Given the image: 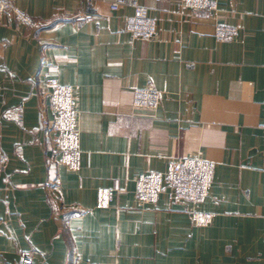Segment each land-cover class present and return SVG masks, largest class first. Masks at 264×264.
<instances>
[{"label": "crops", "instance_id": "1", "mask_svg": "<svg viewBox=\"0 0 264 264\" xmlns=\"http://www.w3.org/2000/svg\"><path fill=\"white\" fill-rule=\"evenodd\" d=\"M140 0L151 39L125 28L130 7L104 0H13L0 17V260L13 264H264V0ZM216 25L236 33L219 40ZM55 77L74 89L77 170L56 161L38 107ZM153 85L156 109L134 107ZM213 163L208 194L167 186L141 203L134 180L171 159ZM107 207H97L100 189ZM213 213L194 225L191 209Z\"/></svg>", "mask_w": 264, "mask_h": 264}, {"label": "built area", "instance_id": "2", "mask_svg": "<svg viewBox=\"0 0 264 264\" xmlns=\"http://www.w3.org/2000/svg\"><path fill=\"white\" fill-rule=\"evenodd\" d=\"M109 8L117 10L130 7L131 13L125 18V28L134 37L151 39L156 33V23L147 14V8L140 0H104ZM181 5L196 12L202 9L216 11V0H180ZM7 10L14 18L25 24L34 25V21L13 5V0H0V17ZM236 33L231 26L216 25L215 38L222 40ZM49 89L42 95L38 107L39 128L51 141L56 161L70 169L77 170L80 163L79 129L74 89L71 85L60 83L55 77L48 80ZM161 92L153 85L132 89L134 107L156 109L159 106ZM264 135V124L262 125ZM213 173V163L199 155L171 159L164 171L141 173L134 180L137 199L143 204L153 203L167 186V196L176 201L195 202L208 194ZM112 194L109 189H100L97 195V207L109 206ZM194 225L205 226L213 218V213L191 209ZM0 264H10L0 260ZM13 264H31L30 259L22 255ZM101 264V263H91Z\"/></svg>", "mask_w": 264, "mask_h": 264}]
</instances>
